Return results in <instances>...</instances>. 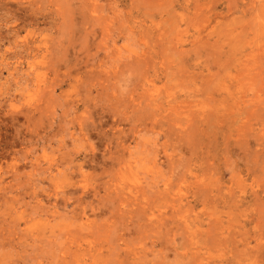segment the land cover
I'll list each match as a JSON object with an SVG mask.
<instances>
[{
    "label": "rangeland",
    "instance_id": "1",
    "mask_svg": "<svg viewBox=\"0 0 264 264\" xmlns=\"http://www.w3.org/2000/svg\"><path fill=\"white\" fill-rule=\"evenodd\" d=\"M0 264H264V0H0Z\"/></svg>",
    "mask_w": 264,
    "mask_h": 264
}]
</instances>
